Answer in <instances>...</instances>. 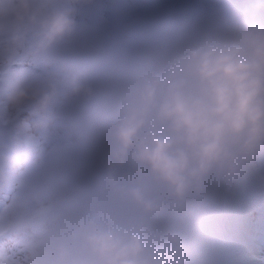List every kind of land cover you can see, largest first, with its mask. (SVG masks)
Listing matches in <instances>:
<instances>
[{"label": "clouds", "instance_id": "obj_1", "mask_svg": "<svg viewBox=\"0 0 264 264\" xmlns=\"http://www.w3.org/2000/svg\"><path fill=\"white\" fill-rule=\"evenodd\" d=\"M97 3L0 0V174L60 129L91 149L75 182L25 177L43 248L21 264H225L213 207L264 182V0L130 41L92 22Z\"/></svg>", "mask_w": 264, "mask_h": 264}, {"label": "rangeland", "instance_id": "obj_2", "mask_svg": "<svg viewBox=\"0 0 264 264\" xmlns=\"http://www.w3.org/2000/svg\"><path fill=\"white\" fill-rule=\"evenodd\" d=\"M62 132V129L58 130V132H56V134H60ZM91 152H87L86 154L85 153H82V156H83V161H85L87 158H89ZM27 173V170H25L23 172V174L25 175ZM30 174H32V172H30Z\"/></svg>", "mask_w": 264, "mask_h": 264}, {"label": "snow or ice", "instance_id": "obj_3", "mask_svg": "<svg viewBox=\"0 0 264 264\" xmlns=\"http://www.w3.org/2000/svg\"><path fill=\"white\" fill-rule=\"evenodd\" d=\"M2 203H3V201H2V199H0V205H2Z\"/></svg>", "mask_w": 264, "mask_h": 264}]
</instances>
